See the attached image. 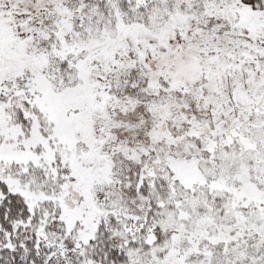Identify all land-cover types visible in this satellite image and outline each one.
Masks as SVG:
<instances>
[{
  "label": "snow or ice",
  "instance_id": "snow-or-ice-1",
  "mask_svg": "<svg viewBox=\"0 0 264 264\" xmlns=\"http://www.w3.org/2000/svg\"><path fill=\"white\" fill-rule=\"evenodd\" d=\"M0 264H264V0H0Z\"/></svg>",
  "mask_w": 264,
  "mask_h": 264
}]
</instances>
